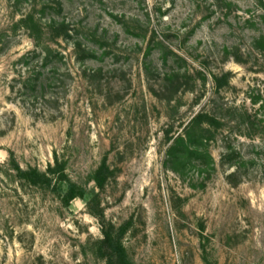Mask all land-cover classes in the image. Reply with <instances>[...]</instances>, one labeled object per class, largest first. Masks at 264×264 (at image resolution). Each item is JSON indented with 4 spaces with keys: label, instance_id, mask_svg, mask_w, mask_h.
Segmentation results:
<instances>
[{
    "label": "rangeland",
    "instance_id": "rangeland-1",
    "mask_svg": "<svg viewBox=\"0 0 264 264\" xmlns=\"http://www.w3.org/2000/svg\"><path fill=\"white\" fill-rule=\"evenodd\" d=\"M17 2L0 0V264H108L106 233L115 264H264V0ZM198 113L220 122L197 129L211 156L170 153Z\"/></svg>",
    "mask_w": 264,
    "mask_h": 264
},
{
    "label": "trees",
    "instance_id": "trees-1",
    "mask_svg": "<svg viewBox=\"0 0 264 264\" xmlns=\"http://www.w3.org/2000/svg\"><path fill=\"white\" fill-rule=\"evenodd\" d=\"M17 4L19 3L20 0H17ZM263 5V10H264V3L262 2ZM262 17L264 18V13L262 14ZM22 23H26L28 24L29 21H33V15L31 13H28L26 15H24L21 18ZM53 23H56L55 21ZM54 25V24H53ZM31 29V28H30ZM63 29H65V27L63 26ZM31 31V30H30ZM33 32V29H32ZM59 35V33H58ZM260 46L262 50V52H264V36H262L261 38H259V41L257 42ZM77 50H81V45L78 43L77 44ZM51 54L45 52L44 58L46 60L50 59ZM236 59H238L237 61L239 62H243V60L239 59L236 57ZM228 76V74H227ZM33 79V78H31ZM207 124V125H215V123H218L220 125V122H218V118L217 117H212L208 114H203V113H198L196 114L191 121L188 123V125L186 126V130L183 134L179 135L178 139H176V144L172 145L170 147V153H177L178 151H181L180 153H188V155L190 156H202L203 153H205L207 156H211L208 152H204L201 151L200 145L202 144V141L204 140V136H199L197 134V129H202V125ZM206 130L204 131H209V127L205 128ZM179 142L182 145V150H179L178 148V144ZM200 143V144H199ZM228 148H230V153L228 154L227 159L231 160L235 154H237V152L234 150V148L228 144ZM232 149V151H231ZM15 168L17 169L19 176L25 179L30 180V182L36 184V183H40L41 181L36 182L35 180H33V177H44V173H39L37 170H33V171H26L23 170L18 164H15ZM50 170H55V168L50 167ZM235 173L232 172L231 174L228 175L229 178H233L235 177ZM101 170L99 171L98 175L96 176V181L98 183L99 186L103 185L102 182V177H101ZM32 177V178H31ZM63 179V178H62ZM75 188V184L74 183H70L69 186V190L67 192V198H74L76 196L82 195V193L79 192H75L73 189ZM105 244H108L110 246L111 249V256L109 257V262L108 264H115L114 263V256L118 257L119 260L125 261L126 260V253H125V249L121 244H117L114 239L112 238V236L109 233H106V237H105Z\"/></svg>",
    "mask_w": 264,
    "mask_h": 264
}]
</instances>
